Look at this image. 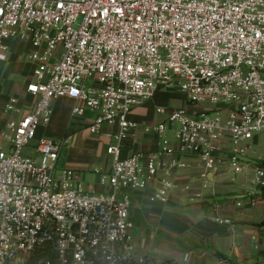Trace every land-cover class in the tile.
<instances>
[{
    "label": "built area",
    "instance_id": "obj_1",
    "mask_svg": "<svg viewBox=\"0 0 264 264\" xmlns=\"http://www.w3.org/2000/svg\"><path fill=\"white\" fill-rule=\"evenodd\" d=\"M12 41L31 44L27 92L36 103L1 134L0 264L142 263L132 196L158 183L149 200L167 204L188 157L207 179L245 174L253 156L264 189V157L252 142L264 134V0H0V63ZM160 90L210 108L158 107V150L124 158L130 114ZM61 98L81 104L73 118L91 113L92 135L115 128L105 149L111 171L98 172L111 193L87 191L76 171L60 170L66 141L37 139ZM4 113H20L18 98Z\"/></svg>",
    "mask_w": 264,
    "mask_h": 264
},
{
    "label": "crops",
    "instance_id": "obj_2",
    "mask_svg": "<svg viewBox=\"0 0 264 264\" xmlns=\"http://www.w3.org/2000/svg\"><path fill=\"white\" fill-rule=\"evenodd\" d=\"M9 46L7 61L0 63V148H3L2 143L8 148L1 137L7 122L31 114L36 103L27 92V86L35 80L34 66L26 60L31 44L12 41ZM158 94L130 114L129 120L135 128L124 141V158L134 154L150 155L158 150V136L154 131L147 132V113L150 108L157 113ZM10 97L18 98L19 114L4 113V105ZM65 102L71 107L66 115L58 111ZM76 105L81 106L69 98L54 101L52 121L38 129L37 139L44 138L42 133L45 135L47 131L50 136L56 135L57 127V137L67 143L63 149L66 159H62V151L60 162L76 171L87 191L109 194L112 189L101 185L98 172L111 171L112 161L105 149L115 143L107 136L114 133L115 128L105 127L101 134L92 135L87 129L91 113L72 120V109ZM70 126L75 130H70ZM248 161L251 164L245 174L236 177L209 174L204 179L201 161L196 157L186 158V169L175 172L172 177L178 188L170 194L167 204L149 200L158 183L135 192L131 215L137 252L180 264H264V195L255 184L253 156ZM92 163H96L94 168L90 167ZM88 171L93 173L91 179L87 178ZM252 185L257 189H251ZM260 211L261 216H258ZM217 218L228 220L230 224H220Z\"/></svg>",
    "mask_w": 264,
    "mask_h": 264
},
{
    "label": "rangeland",
    "instance_id": "obj_3",
    "mask_svg": "<svg viewBox=\"0 0 264 264\" xmlns=\"http://www.w3.org/2000/svg\"><path fill=\"white\" fill-rule=\"evenodd\" d=\"M156 104L158 107H162V108H165V109H176V108H182V109H186V110H193L194 112H199V111H202V110H205V109H208L210 108L209 105H201V106H195V105H191L190 103H188L185 98L183 97V95L178 92V91H166V90H160L159 91V94H158V97L156 99ZM70 106H68V104L65 102V103H61V106L59 107V112L62 113V114H68L69 113V110H70ZM73 111V109H72ZM149 113H147V125L149 126L147 128V132H153L154 130V127L157 126L158 124L164 122L165 120V117L164 116H159L154 109L150 108L149 110ZM1 112V110H0ZM78 118V117H77ZM72 120H75V118H73L72 116ZM52 121V119H51ZM73 122V121H72ZM51 123V122H50ZM49 123V124H50ZM48 124V125H49ZM47 125V126H48ZM71 125V123H70ZM75 127H71L70 126V130H75L74 129ZM51 131H53L51 129ZM54 132L56 135H48V131L45 133H42L43 137L44 138H50L56 142H61L62 139L58 138L57 134H58V131H57V127L54 129ZM168 136L170 139H173V132L172 131H169L168 132ZM253 144L256 146L255 147V152H256V155H254V157L256 158H261V157H264V134L254 138L252 140ZM0 144H1V140H0ZM2 147L4 149H7V146L5 144L2 143ZM66 151V150H65ZM63 151V155H62V159H66V152ZM254 159V158H253ZM62 162V161H61ZM61 162H59V168L60 170H63L64 168H66V166L64 164H62ZM96 166V163H92L91 164V168H94ZM88 179H91L92 178V175L93 173H91V171H88ZM251 189H257L256 187H254L253 185L250 186ZM248 187V188H250ZM258 216H261V211L258 212Z\"/></svg>",
    "mask_w": 264,
    "mask_h": 264
},
{
    "label": "trees",
    "instance_id": "obj_4",
    "mask_svg": "<svg viewBox=\"0 0 264 264\" xmlns=\"http://www.w3.org/2000/svg\"><path fill=\"white\" fill-rule=\"evenodd\" d=\"M263 195H264V189H263ZM137 264H180V263L171 259L159 260L153 256H145L143 262Z\"/></svg>",
    "mask_w": 264,
    "mask_h": 264
}]
</instances>
